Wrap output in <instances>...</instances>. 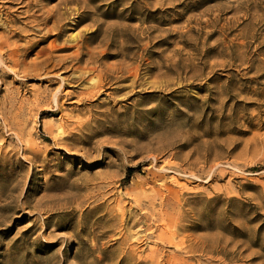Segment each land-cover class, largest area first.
Returning <instances> with one entry per match:
<instances>
[{
    "label": "rangeland",
    "instance_id": "rangeland-1",
    "mask_svg": "<svg viewBox=\"0 0 264 264\" xmlns=\"http://www.w3.org/2000/svg\"><path fill=\"white\" fill-rule=\"evenodd\" d=\"M1 44L0 264H264V0H0Z\"/></svg>",
    "mask_w": 264,
    "mask_h": 264
},
{
    "label": "bare ground",
    "instance_id": "bare-ground-1",
    "mask_svg": "<svg viewBox=\"0 0 264 264\" xmlns=\"http://www.w3.org/2000/svg\"><path fill=\"white\" fill-rule=\"evenodd\" d=\"M95 10H96V12H97V10H98V7L96 6L95 7ZM95 13V12H94ZM100 14H104V11H100ZM62 17H63V13H61V12H59V10L58 9H52V10H50L49 12H47V15H45V16H43V17H41L40 18V20H42V23H46V22H48V21H50L51 20V22H52V24L49 26V27H47L42 33H41V35H40V38L39 39H43L44 37H45V35H46V33L47 32H50V31H53L54 33V36H55V38L53 39V40H51L50 42H49V44H48V48L50 49V51H52V50H56V49H64V48H66V46H65V44L66 45H68L67 44V40L68 39H66L65 37H63V35H64V31H65V28L62 26V24L60 23L61 22V20H62ZM64 18V17H63ZM38 22V21H37ZM65 26V25H64ZM116 29V28H115ZM32 30H35V31H38V32H41L42 30H37V29H32ZM98 30H99V28L98 27H95L93 30H91V31H93V32H95V34L94 35H92L91 36V38H94V37H97L99 34L101 35V39L102 40H104V42L106 43V44H111V41H112V37H113V35H114V28H112V27H110L109 25H108V27H106L104 30H102L103 32H104V34H103V32L100 30L99 31V33H98ZM112 34V35H109V34ZM16 34V33H15ZM14 34V35H15ZM109 36V37H108ZM90 38V37H89ZM61 40V41H59L60 43H56V40ZM111 40V41H110ZM73 41V40H72ZM70 44V43H69ZM11 45V43H9V42H7V49H6V51L8 50V49H11V51L9 52V55H10V53H14V51H17L16 49H18L19 47L17 46V48H15V47H11L10 46ZM1 47H3L2 46V44L0 45V48ZM121 48H123V46L121 47ZM27 49V48H26ZM79 49V48H78ZM77 49V50H78ZM1 52V51H0ZM25 52V51H24ZM73 53V52H72ZM16 54L14 53L13 55H10L9 57H7V59H8V61L10 62V64H12V65H17L18 64V59L16 58V56H15ZM49 56H51L52 57V55H49ZM6 59V58H5ZM64 59L65 58H63V60H62V58H60L59 60H58V64L60 65V62H64ZM73 59L74 60H76V61H79L80 59H81V52L80 51H78L77 53H76V56L74 57L73 56ZM0 63L1 64H3L4 63V60L2 59V54H0ZM10 70L11 71H13V72H15V70L14 69H11L10 68ZM57 96V95H56ZM55 95H54V99H55V101L57 102V100H56V97ZM58 104V103H57Z\"/></svg>",
    "mask_w": 264,
    "mask_h": 264
}]
</instances>
